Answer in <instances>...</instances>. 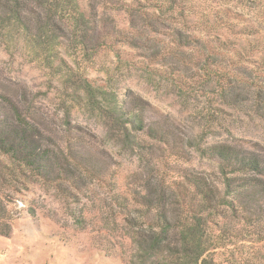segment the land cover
Here are the masks:
<instances>
[{"label": "rangeland", "instance_id": "1", "mask_svg": "<svg viewBox=\"0 0 264 264\" xmlns=\"http://www.w3.org/2000/svg\"><path fill=\"white\" fill-rule=\"evenodd\" d=\"M56 1L59 15L65 2ZM66 2L93 22L87 39L95 54L84 60L75 52L70 29L66 38L58 31L55 38L39 36L33 2L21 23L8 21L3 8L0 93L34 98L47 142L75 154L95 176L86 177L81 193L70 189L73 197L60 192L56 169L51 184L27 175L19 176L20 188H6L10 231L0 235V264H126L130 245L115 194L131 199L151 169L168 182H181L187 172L214 181L215 162L189 146L200 136L204 146L227 142L264 157V0ZM191 35L209 42L208 49L184 46ZM67 71L116 92L127 108L128 93L135 107L145 103L143 120L158 132L154 142L141 137L152 147L151 165L111 139L99 113L73 97ZM235 206V217L226 211L216 219L215 262L264 264V197L240 198Z\"/></svg>", "mask_w": 264, "mask_h": 264}, {"label": "trees", "instance_id": "2", "mask_svg": "<svg viewBox=\"0 0 264 264\" xmlns=\"http://www.w3.org/2000/svg\"><path fill=\"white\" fill-rule=\"evenodd\" d=\"M66 1L59 15L57 8L61 3L56 0H4V3L0 0V12L4 8L8 21L21 23L22 13L33 2L40 10L35 13L39 36L50 33V37L55 38L58 31L66 38L64 32L70 29L72 37L76 38L71 48L84 60L89 59L96 52L87 39L93 22L79 10H70ZM41 12H45L44 17ZM185 40L187 47L201 43L206 51L210 46L195 35L187 36ZM65 76L73 97L103 118L110 138L137 155L146 166L151 165L152 147L141 137L154 142L158 132L143 120L144 107L141 105L145 103L137 98L140 104L135 107L136 98L132 99V94L128 93L127 103L131 107L127 108L120 103L116 92L105 86L92 85L84 75L67 71ZM34 102L35 99L28 98L24 92L0 93V224L3 226L0 235L4 236L10 231V212L4 192L6 188H20L16 187L22 185L19 176L29 175L51 184L54 179L50 174L56 169L57 187L66 197L74 196L70 189L81 193L86 186V177L95 176L82 169L75 154L68 151L67 155L64 148L57 146L55 149L47 142L49 139L39 129L35 118ZM70 113L69 108H64L66 119ZM65 124L69 126L70 123L67 120ZM189 146L201 159L215 162L214 181L206 174L187 172L181 176V182H168L152 177L151 169L148 177L140 178V188L134 191L131 199L124 194H115L121 226L130 245L126 264H216L214 256L220 238L213 235V228L218 227L217 217L225 216L226 211L235 217L237 199L264 197V157L255 149L247 150L227 142L204 146L202 136L197 141L190 139ZM148 155L151 156L149 159ZM63 184L67 186L62 187Z\"/></svg>", "mask_w": 264, "mask_h": 264}]
</instances>
